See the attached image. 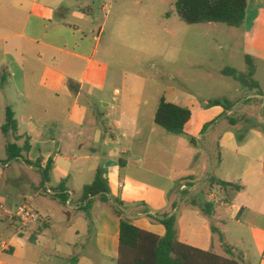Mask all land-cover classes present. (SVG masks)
<instances>
[{
	"label": "crops",
	"instance_id": "1",
	"mask_svg": "<svg viewBox=\"0 0 264 264\" xmlns=\"http://www.w3.org/2000/svg\"><path fill=\"white\" fill-rule=\"evenodd\" d=\"M86 1L0 0V130L10 109L17 131L16 143L9 144L27 143L24 156L40 168L15 160L41 174L39 184L14 203L15 192L2 188L5 168L14 160L0 158V264H117L119 217L99 197L82 201L98 172L108 182L110 199L124 202V216L135 226L162 237L166 227L154 218L175 216L180 242L253 264L246 263L251 244L243 231L249 232L257 264H264V132L249 127L239 138L241 130L222 126L220 160L201 169L195 161L199 145L189 137L215 132L212 120L205 135L206 119L190 131L193 111L184 135L157 125L162 97L192 109L179 96L152 93L144 76L126 77L117 45H128V17L104 21L96 32L92 7L80 5ZM239 28L243 55L264 66V0H248ZM258 96H264L262 88ZM230 112L222 111L221 118ZM49 166V180L42 184V170ZM207 180L211 190L202 197L198 188ZM25 201L42 218L19 231L12 213ZM230 231L236 239L228 245Z\"/></svg>",
	"mask_w": 264,
	"mask_h": 264
},
{
	"label": "rangeland",
	"instance_id": "2",
	"mask_svg": "<svg viewBox=\"0 0 264 264\" xmlns=\"http://www.w3.org/2000/svg\"><path fill=\"white\" fill-rule=\"evenodd\" d=\"M176 1L87 0L80 5L92 7L90 26H94L96 32L104 21L114 22L120 17H128V45H117L118 62L126 69L128 79L135 78V75L144 76L151 82L149 89L152 93L166 94L171 100L179 96L194 113L193 129L190 131H197L198 125L206 119L208 122L201 130V134L205 135L209 118L212 120L215 132L203 139L195 138L198 134L189 137L191 142L199 145L195 161L202 169L220 160L222 150L216 143L217 130L222 126L241 130L239 138L249 127L259 126L264 132V96L256 97L261 88L264 92V66L253 59L249 63L243 55L239 27L222 23L187 25L176 13ZM104 5L107 7L105 13L102 10ZM225 69H232L234 73L225 74ZM227 108H230V116L221 118L220 114ZM218 116L220 118L217 119ZM252 140L251 143L254 142ZM9 143H16L13 133L4 134L0 130L1 159L7 157L6 146ZM249 153L257 154L255 150ZM226 158L230 159V156ZM21 168L26 170L31 181L27 180ZM14 178H21V181L15 179L11 182ZM40 181V172L29 170L14 160L11 167L5 168L2 188L15 192L12 195L15 203L33 189L34 183L39 184ZM198 190L204 197L205 192L211 190L209 180L202 181ZM229 217L226 214V218ZM243 233L251 244L250 255L245 252L246 263L250 260L257 264L259 259L253 236L249 232ZM226 238L228 245L236 239L233 231L226 234ZM216 251L222 253L220 249ZM238 252L241 250L238 249L236 254Z\"/></svg>",
	"mask_w": 264,
	"mask_h": 264
},
{
	"label": "trees",
	"instance_id": "3",
	"mask_svg": "<svg viewBox=\"0 0 264 264\" xmlns=\"http://www.w3.org/2000/svg\"><path fill=\"white\" fill-rule=\"evenodd\" d=\"M248 0H177L176 13L187 25L200 23H222L230 27H241L246 19ZM250 63L252 59L246 58ZM223 73H234L232 69H225ZM259 86H257L258 88ZM214 103H219L215 101ZM192 117L189 108L169 102L165 97L160 100L155 114V123L169 133L184 135L185 126ZM17 131V122L10 109H7L6 122L2 132L8 134ZM28 144L19 147L17 144H8L6 147L7 159L5 163L15 159H22L26 165L40 168L37 163L30 162L24 153ZM49 169L42 170L43 181L49 180ZM223 187L242 189V186L231 182H222ZM109 185L100 172L93 183L86 185L82 193V201L99 197L103 203L110 205L113 212L120 219L119 254L117 264H241L239 260L218 255L212 250H202L178 240L175 216L154 218L166 227V234L158 236L132 224L124 216V202L120 199L111 200ZM62 201L66 197L58 195ZM88 206V205H87ZM88 210V207L85 208ZM205 213L209 216V204H206ZM214 231V227H213ZM227 254H233L227 247Z\"/></svg>",
	"mask_w": 264,
	"mask_h": 264
},
{
	"label": "built area",
	"instance_id": "4",
	"mask_svg": "<svg viewBox=\"0 0 264 264\" xmlns=\"http://www.w3.org/2000/svg\"><path fill=\"white\" fill-rule=\"evenodd\" d=\"M48 194H53V192L50 189L45 190ZM13 217L16 220L17 223V229L19 231H23L32 224L39 221L42 216L40 213L34 208V206L29 201H25L17 206V208L12 213ZM1 247L6 249L7 243L2 242Z\"/></svg>",
	"mask_w": 264,
	"mask_h": 264
}]
</instances>
